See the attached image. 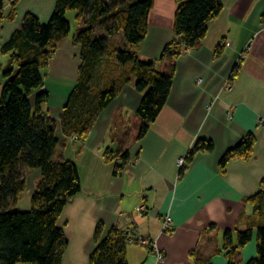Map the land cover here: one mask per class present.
Masks as SVG:
<instances>
[{
	"label": "crops",
	"instance_id": "0c3cea01",
	"mask_svg": "<svg viewBox=\"0 0 264 264\" xmlns=\"http://www.w3.org/2000/svg\"><path fill=\"white\" fill-rule=\"evenodd\" d=\"M221 1L223 8L208 23L205 38L179 57L167 103L130 148L122 173H114L121 159H110L107 151H115L118 130L141 103L143 94L135 88V79L100 112L83 141L67 137L61 125L60 109L73 86L53 93L47 89L51 95L44 110L56 121L60 141L54 159L74 161L82 185L59 216L69 242L62 264H90L99 224L102 238L118 226L142 239L129 243V264H197V259L228 264L224 232L231 229L235 235L251 227L256 232L262 219L255 218L247 198L259 191L264 179V0ZM55 5L56 0H18L15 16L9 18L11 5L6 1L0 44L22 26L27 12L47 22ZM177 6V0H155L146 39L137 49L142 60H158L173 38ZM80 53L74 37L62 40L52 56V75L61 79L73 69L76 78ZM11 54L0 52V99L7 81L4 70L10 65L17 69ZM228 78L232 90L225 89ZM53 94L63 101L61 108ZM249 132L256 138L252 157L233 158L222 169V156ZM200 138L212 140L214 149L197 152L181 175L178 159ZM25 175L27 187L16 202L17 210L30 209L42 171L29 169ZM167 217L173 222L171 230L164 228ZM156 250L163 252V259ZM256 255L255 234L238 251L236 264H247Z\"/></svg>",
	"mask_w": 264,
	"mask_h": 264
},
{
	"label": "trees",
	"instance_id": "16d2710c",
	"mask_svg": "<svg viewBox=\"0 0 264 264\" xmlns=\"http://www.w3.org/2000/svg\"><path fill=\"white\" fill-rule=\"evenodd\" d=\"M6 1L11 5L8 17L14 18L18 0H0V18L4 17ZM177 3L174 36L158 60H142L137 52L146 39L155 0H56L47 22L27 12L22 26L5 44H0V52H11L12 62L17 65L16 71L11 65L4 70L7 81L0 99V264H62L68 247L58 220L64 206L81 192L82 185L74 161L54 159L60 143L57 124L42 108L49 100V92L44 89L45 69L59 43L71 32L66 13L77 11L76 19L83 25L74 36V43L81 45V65L61 116L64 134L83 141L100 112L132 79L143 94L139 107L129 113L116 134L115 151H107L110 159H121L114 170L120 174L130 160V148L148 132L167 103L179 57L205 38L208 23L223 8L221 0ZM114 37L121 38L123 44L112 42ZM236 68L237 65L233 72ZM255 143L254 133L249 132L222 156L221 168L225 169L236 157L250 159ZM213 149L212 140L198 139L185 155L180 174L197 152ZM29 169H40L42 177L30 209L17 210L15 205L26 190L25 171ZM247 201L253 206L255 218L264 217V179L259 191ZM102 231L103 225L99 224L90 264H129V243H141L142 239L118 226H113L104 238ZM255 234L257 255L247 264H264V223L258 224L256 232L252 227L237 230L235 235L231 229L224 232L228 264H236L238 251ZM197 264L213 263L197 259Z\"/></svg>",
	"mask_w": 264,
	"mask_h": 264
},
{
	"label": "rangeland",
	"instance_id": "374dc122",
	"mask_svg": "<svg viewBox=\"0 0 264 264\" xmlns=\"http://www.w3.org/2000/svg\"><path fill=\"white\" fill-rule=\"evenodd\" d=\"M76 14H77V11H75V10H69L67 13H66V18L71 22V32H70V34H69V36H71V37H74L75 36V34H76V32H77V30L83 25L82 23H81V25H80V22L76 19ZM99 34H101V32H98ZM111 41L112 42H114V43H116V44H123V42H122V40H121V38H119V37H114V38H111ZM59 46V45H58ZM58 46H57V48H58ZM56 48V49H57ZM56 49H55V51H56ZM55 51H54V54H55ZM51 60H52V58L50 59V62H49V66L45 69V85H44V89L46 90V91H48L47 89L49 88V89H51L52 90V92L51 93H53V91H56V90H63V91H66V90H68V89H70L72 86H73V89H74V87H75V85H76V83H77V80H78V77H79V73H80V68H79V71H78V75L76 76V78H75V75H74V71H73V69H70V74L69 75H67V76H65L64 78H56V77H54V75H52V66H51ZM9 61H11V60H9ZM13 62L11 61V64H12ZM118 73V72H117ZM77 79L76 80V82H74V80L75 79ZM60 83V84H59ZM73 91V90H72ZM55 93V92H54ZM51 94L49 93V96H50ZM53 97H54V99H53V101L54 102H57L56 104V106L58 107V108H61L62 106H63V101L61 102V103H59L60 102V100H58V99H56V97H55V95L53 94ZM69 98V97H68ZM49 101V100H48ZM67 101H68V99H67ZM67 101H66V103H67ZM47 103L48 102H45L43 105H42V108L43 109H47ZM61 106H60V105ZM66 105V104H65ZM64 108H65V106L63 107V108H61L60 109V111L62 112V114H63V112H64ZM60 111L59 112H57L58 114L60 113ZM54 115H55V113H54ZM73 138V137H72ZM262 219V221L261 222H259V224L260 223H264V217H262L261 218Z\"/></svg>",
	"mask_w": 264,
	"mask_h": 264
},
{
	"label": "built area",
	"instance_id": "2783aa9c",
	"mask_svg": "<svg viewBox=\"0 0 264 264\" xmlns=\"http://www.w3.org/2000/svg\"><path fill=\"white\" fill-rule=\"evenodd\" d=\"M225 89L226 90H232L233 89V83L229 80L226 81V84H225ZM73 139L76 138L75 136H72ZM185 164V156L184 157H181L178 159V165L179 167L181 168L183 165ZM172 219L170 217H167L165 220H164V228L165 230H171L172 229ZM157 252V256H158V259L161 260L164 258V254L163 252L159 251V250H156Z\"/></svg>",
	"mask_w": 264,
	"mask_h": 264
}]
</instances>
